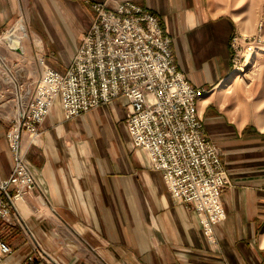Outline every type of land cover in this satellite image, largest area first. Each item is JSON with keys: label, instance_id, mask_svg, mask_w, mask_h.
Wrapping results in <instances>:
<instances>
[{"label": "crops", "instance_id": "0c3cea01", "mask_svg": "<svg viewBox=\"0 0 264 264\" xmlns=\"http://www.w3.org/2000/svg\"><path fill=\"white\" fill-rule=\"evenodd\" d=\"M124 1L158 17L177 69L206 90L196 110L229 177L225 219L209 239L193 207L170 196L161 172L131 141L126 98L70 119L57 101L35 145L22 134L36 186L0 221L11 248L0 264H22L28 255L36 264H264V112L257 104L264 100L253 103L251 88L232 73L239 0H0V179L14 167L9 120L26 106L43 68L66 71L94 3Z\"/></svg>", "mask_w": 264, "mask_h": 264}, {"label": "built area", "instance_id": "2783aa9c", "mask_svg": "<svg viewBox=\"0 0 264 264\" xmlns=\"http://www.w3.org/2000/svg\"><path fill=\"white\" fill-rule=\"evenodd\" d=\"M93 9V21L66 71L45 66L26 106L9 120L6 136L14 167L0 179V221H9L13 201L36 186L26 165L22 134L26 132L29 145H35L40 125L57 101L70 119L122 96L133 145L161 172L170 196L193 207L204 235L212 239L214 224L225 219L221 195L229 177L197 115V97L206 90L191 85L177 69L171 38L152 12L131 1L114 8L96 2ZM257 29L249 38L232 36V73L242 75L247 56L256 54L251 46L245 49L248 53H240L238 40L260 44L262 23ZM11 38L5 37L6 42ZM9 253L11 248L0 237V256ZM22 264H36L35 256L28 255Z\"/></svg>", "mask_w": 264, "mask_h": 264}, {"label": "rangeland", "instance_id": "374dc122", "mask_svg": "<svg viewBox=\"0 0 264 264\" xmlns=\"http://www.w3.org/2000/svg\"><path fill=\"white\" fill-rule=\"evenodd\" d=\"M238 7L242 8L241 32L242 36L252 37L258 30L257 26L262 23V41L260 44L253 43V39L238 40L240 53L246 52L248 46L254 47L255 55L247 56L245 71L242 75L233 73L239 77L252 90L253 103L264 100V0H239ZM259 54V55H258ZM250 61V62H249ZM264 112V102L257 103Z\"/></svg>", "mask_w": 264, "mask_h": 264}, {"label": "water", "instance_id": "95a60500", "mask_svg": "<svg viewBox=\"0 0 264 264\" xmlns=\"http://www.w3.org/2000/svg\"><path fill=\"white\" fill-rule=\"evenodd\" d=\"M8 47H10L13 50L19 51V41L15 38H11L9 41L6 42Z\"/></svg>", "mask_w": 264, "mask_h": 264}, {"label": "bare ground", "instance_id": "6f19581e", "mask_svg": "<svg viewBox=\"0 0 264 264\" xmlns=\"http://www.w3.org/2000/svg\"><path fill=\"white\" fill-rule=\"evenodd\" d=\"M250 62V61H249ZM235 76V75H234Z\"/></svg>", "mask_w": 264, "mask_h": 264}]
</instances>
